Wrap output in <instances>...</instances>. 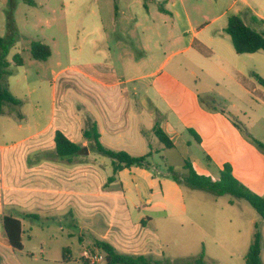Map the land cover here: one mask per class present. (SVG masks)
I'll use <instances>...</instances> for the list:
<instances>
[{
  "label": "crops",
  "instance_id": "1",
  "mask_svg": "<svg viewBox=\"0 0 264 264\" xmlns=\"http://www.w3.org/2000/svg\"><path fill=\"white\" fill-rule=\"evenodd\" d=\"M147 2L156 7L159 19L146 24L153 35H142L141 58L125 57L121 74L106 60L112 48L102 29L90 41L89 60L83 66L52 71L51 80L38 77L31 82L25 71L23 82L9 77V91L19 104H7L0 116L2 264L81 261L82 252L96 240L121 254L157 261L163 245L159 224L175 219L183 242L204 249L249 250L257 223L264 239V220L242 203L245 200L232 199L222 206L216 198L223 196L193 193L188 204L184 185L167 174L172 167L185 175L184 164L189 162L198 174L216 181L230 165L237 180L264 195V153L245 137L244 130L253 136L227 107L213 104L229 94V87L238 93L241 104L243 98L264 95L262 85L246 82L232 41L229 44L223 35L231 14L264 34V0H206L215 11L210 21L192 18L186 0ZM200 2L190 7L202 17ZM224 18L226 23L217 32L209 29ZM114 28L116 34L117 22ZM163 47L169 51L162 58L153 53ZM242 109L237 112L243 113ZM88 119L96 123L104 147L134 157L149 155L148 167L132 166L114 174L112 160L95 152L84 137ZM156 124L171 147L154 134ZM57 132L80 145L83 153L59 157ZM4 216L22 222V239L26 221H57L61 231L66 222L72 228L69 236L77 235L80 255L65 247L68 251L61 258H45L48 243L39 242L41 256L27 251L26 259L18 258L4 232ZM261 258L264 263V248Z\"/></svg>",
  "mask_w": 264,
  "mask_h": 264
},
{
  "label": "rangeland",
  "instance_id": "2",
  "mask_svg": "<svg viewBox=\"0 0 264 264\" xmlns=\"http://www.w3.org/2000/svg\"><path fill=\"white\" fill-rule=\"evenodd\" d=\"M186 1L192 18H204L210 21L215 16V11L209 9L206 0L200 2L201 10H203L202 17L197 15L198 9L190 7L196 3V0ZM158 19L156 7L152 2L146 0H0V37H11L15 40L9 53L10 68L13 78L21 81L23 80V71L27 73L28 80L33 82L38 77L51 80L52 71L59 72L71 66H83L89 60L90 41L98 38L102 29L106 30L108 43L112 48L111 53H107L106 60L114 64L121 74L120 63L125 60V57L141 58L143 53L141 45H144L142 35L149 33L153 35L151 31L145 29V26L152 20ZM115 22H117L116 34ZM225 23L226 19L224 18L210 24L209 29L212 32H217L218 28L224 26ZM102 24L103 28H101ZM116 35L117 38H115ZM223 35L230 44V36L226 33ZM37 42L44 43L51 49V56L47 60H36L31 56L30 47ZM167 51L169 50L165 48L156 49L153 53L160 54V58H162L163 53ZM16 54H19L22 66H17L12 62V58ZM234 56L237 57L239 66L243 67L246 82L251 81L259 85L255 75L264 79V51H258L253 56H238L235 53ZM249 57H254L255 60H250ZM64 75L66 76V74ZM260 87L264 92V87ZM228 89H230L229 94H225V97L218 99L213 104L218 108L227 107L229 114L264 145V102H262L264 95L256 93L258 99L255 100L252 97L243 98L241 104L235 89L233 87ZM241 108H243V113H238V109ZM178 172L180 171L177 170L176 173L178 174ZM215 178L218 180L219 177ZM184 189L188 202L191 201L189 197L193 193L210 195L202 190H192L188 186H184ZM216 199L222 206L232 199L236 200L231 195H224ZM242 203H245L251 211H255L248 202L243 201ZM178 223V220L175 219L167 223L162 221L159 224V235L163 245L157 261L162 264H189L187 261H193L202 256L205 264H246L244 257L248 252V247L235 246L232 249L207 247L204 249L197 245L184 243V235H180ZM24 226L25 235L22 243L25 248L17 251L18 258L26 259L27 251L41 256L38 248L39 242L48 243V246L45 247V258H61L65 247H70L74 256L80 255L81 245L77 235L69 236L72 228L66 222H63V231L60 230V224L57 221L48 223L46 221L27 223L26 221ZM0 229L2 230L1 223ZM251 240L252 237H250V243ZM69 264L85 263L81 260Z\"/></svg>",
  "mask_w": 264,
  "mask_h": 264
},
{
  "label": "trees",
  "instance_id": "3",
  "mask_svg": "<svg viewBox=\"0 0 264 264\" xmlns=\"http://www.w3.org/2000/svg\"><path fill=\"white\" fill-rule=\"evenodd\" d=\"M159 9L166 12L162 8L161 4H159ZM10 29L12 31L11 24ZM225 32L230 36L233 48L237 54H252L258 51H264V34L245 24V22L238 15L231 14L228 16ZM14 44L15 40L13 38L0 37V116L3 114L4 108L7 104H19V101L10 93L8 84V79L12 76V69L10 68L11 62L8 60V56ZM30 53L36 60H47L51 56V49L46 44L37 42L31 45ZM12 62L17 66H21L23 64L19 54L13 56ZM255 76L258 83L264 87V79L258 75ZM153 132L165 146H172L171 141L160 129L158 124L154 126ZM243 133L252 144L264 153V145L261 142L251 137L245 132V130ZM84 137L89 142V147H91L95 152L112 160L114 174L124 168L132 166L148 167L149 155L134 157L124 151L117 152L104 147L100 142L97 125L90 119H88L85 123ZM55 144L56 152L58 156L62 158H71L83 153V148L80 145L71 142L61 132L56 133ZM184 169L186 170V174L182 177H180L172 167L167 168V174L178 184L188 186L191 189L202 190L216 197L231 195L237 199L245 200L256 210L261 219L264 220V195L254 193L247 186L237 180L233 175L230 165L224 166V168L220 171L219 180L216 181L212 180L208 176L198 174L189 162H185ZM112 179H114V176H112L109 180ZM26 216L37 219L35 215ZM2 223L5 235L12 248L17 251L22 250V222L12 216H4L2 218ZM263 247L264 239L260 231V224L257 223L255 225L252 243L244 257L245 263L264 264L261 258ZM88 249L91 251H95V249H97L104 256L105 264H162L160 261H155L145 256L121 254L117 252L109 243L102 240H96L94 245ZM67 251V249H64L65 254ZM202 258L203 257L200 256L198 259L193 261L189 260L187 262H189V264H205ZM80 260H82L85 264H89L84 258H81ZM0 264H2L1 261Z\"/></svg>",
  "mask_w": 264,
  "mask_h": 264
},
{
  "label": "built area",
  "instance_id": "4",
  "mask_svg": "<svg viewBox=\"0 0 264 264\" xmlns=\"http://www.w3.org/2000/svg\"><path fill=\"white\" fill-rule=\"evenodd\" d=\"M82 256L88 261L89 264H99L104 262V256L98 251L86 249L82 252Z\"/></svg>",
  "mask_w": 264,
  "mask_h": 264
}]
</instances>
